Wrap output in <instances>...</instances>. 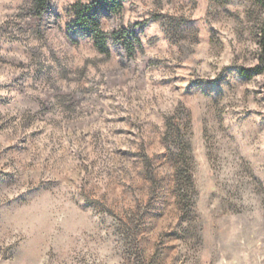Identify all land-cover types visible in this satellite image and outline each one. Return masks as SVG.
<instances>
[{
    "label": "rangeland",
    "instance_id": "374dc122",
    "mask_svg": "<svg viewBox=\"0 0 264 264\" xmlns=\"http://www.w3.org/2000/svg\"><path fill=\"white\" fill-rule=\"evenodd\" d=\"M47 2L0 0V264H264V5L121 0L129 59Z\"/></svg>",
    "mask_w": 264,
    "mask_h": 264
},
{
    "label": "trees",
    "instance_id": "16d2710c",
    "mask_svg": "<svg viewBox=\"0 0 264 264\" xmlns=\"http://www.w3.org/2000/svg\"><path fill=\"white\" fill-rule=\"evenodd\" d=\"M264 5V0H259ZM48 8L47 0H34V15H43ZM123 8L121 0H90L88 3H77L73 6L74 19L69 27L73 32L82 31L89 36L100 53L110 57L109 40L112 39L125 50L129 59L135 58L138 50L143 49L142 42L136 33L138 23L129 26L120 25L111 32H105L100 21L102 9L112 14H119ZM261 47L264 53V27L261 30ZM264 63V57H263ZM256 73H263L264 66L255 69ZM243 75L250 77L252 72L242 71Z\"/></svg>",
    "mask_w": 264,
    "mask_h": 264
}]
</instances>
